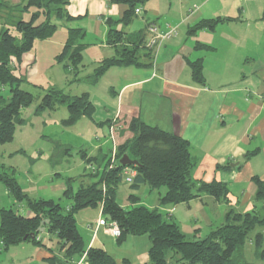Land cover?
I'll use <instances>...</instances> for the list:
<instances>
[{"label":"trees","instance_id":"trees-1","mask_svg":"<svg viewBox=\"0 0 264 264\" xmlns=\"http://www.w3.org/2000/svg\"><path fill=\"white\" fill-rule=\"evenodd\" d=\"M147 1L109 0L111 4L127 7V10L121 18L107 20L110 28L107 44L116 50L117 55L97 64L90 78L92 84L98 83L113 67L148 66L142 62V58L150 60L151 57V52L143 45V34H139L134 41L133 36H128L124 31L138 18L137 10L143 9ZM70 2L23 0L18 5H12L0 0V146L14 141L17 128L26 123L23 110L35 100L32 93L22 88L28 80L20 73V66L37 42L50 40L61 24L74 20L67 11ZM13 18H17V21L9 24L7 20ZM219 21H202L193 26L190 33L202 29L213 30ZM119 27L122 29L119 30ZM85 35V31L80 28L68 27V39L56 57V62L63 65L65 72L74 76L72 83L81 81L79 75L83 68ZM197 48L207 49L199 44ZM191 69L194 80L203 85L205 77L202 61L191 63ZM61 105L69 111L65 126H75L85 117L96 123V109L89 93L71 96L51 88L42 97L36 112L41 114ZM96 124L111 127L109 122ZM128 129L133 138L123 145L111 147L106 152L101 148L94 156L81 150L79 154L90 173L82 177L77 190H74V183L79 179L65 182L64 197L70 202L67 207L53 200L30 199L22 192L14 172L0 173V183L31 213L26 216L22 211L0 207V254L25 242L45 247L40 229L46 224L50 239L59 242L60 252L66 260L85 257L87 264H117L116 259L104 249L88 247L78 231L75 214L92 207L100 208V218L104 222H116L119 225L121 236L115 238L119 245L129 237H147L150 241V264H244L243 250L250 234L264 226V184L258 178L254 180L257 191L251 211L240 213L231 208L226 213L223 225L205 237L195 236L191 240L160 207L189 203L206 195L228 203L229 188L220 182L206 183L193 178L198 162L192 154L190 143L178 135L149 125L139 118H134ZM124 155L138 161L139 165H121L120 160ZM127 170L135 172V175L131 176ZM124 183L133 193L141 192L144 187L150 193L158 192L160 207L151 209L142 205L140 198L133 193L129 196V205H121L118 202V189ZM251 240L256 247V257H263V234L258 233ZM58 260L54 256L48 261L55 264ZM124 264H129V261L124 259Z\"/></svg>","mask_w":264,"mask_h":264},{"label":"crops","instance_id":"crops-1","mask_svg":"<svg viewBox=\"0 0 264 264\" xmlns=\"http://www.w3.org/2000/svg\"><path fill=\"white\" fill-rule=\"evenodd\" d=\"M4 1L18 5L23 0ZM144 8V16L150 18L142 20L143 26L137 29L130 24L124 28L134 41L143 34V45L149 42L150 23L162 30L166 24L178 26L179 33L152 49L150 60L142 61L148 66L113 67L96 84L90 78L97 64L117 55L107 44V20L121 18L127 7L109 0H71L67 11L74 20L61 24L50 40L37 43H44L56 60L68 39V27L86 33L81 81L77 83L89 82L92 87L84 93H89L95 106L94 121L111 126L110 136L95 138L89 156L98 154L106 141L111 143L110 149L132 139L128 128L134 118L178 135L190 143L198 162L193 178L227 185L229 202L206 195L189 203L160 207L158 195L156 204H141L151 209L160 207L181 229L185 220L198 221L196 212L215 209L221 226L231 208L240 213L251 211L257 191L254 180L258 178L264 184V0H154ZM205 20L220 21L213 30L190 33L193 26ZM198 44L207 49L197 48ZM198 60L203 63V85L192 74L191 63ZM90 67L92 73L84 74ZM89 121L100 131L106 127ZM59 189L64 191L65 186ZM145 191L152 194L147 188ZM203 217L208 219L206 214ZM97 220L88 227L92 233ZM101 231L109 235L104 227L99 228L88 247H95ZM48 241L52 244V239ZM28 243L16 246L21 247L27 264H49V259L63 254L55 246L54 250L50 245ZM101 247L106 249L105 245ZM7 260L0 259V264Z\"/></svg>","mask_w":264,"mask_h":264},{"label":"rangeland","instance_id":"rangeland-1","mask_svg":"<svg viewBox=\"0 0 264 264\" xmlns=\"http://www.w3.org/2000/svg\"><path fill=\"white\" fill-rule=\"evenodd\" d=\"M151 2H154V0L147 1L145 8ZM147 17L150 18L147 15L138 16L133 21L132 28L137 27L139 29L143 26L142 20L147 19ZM28 18L26 16V19ZM7 21L11 24L17 21V18L8 19ZM0 22L2 23V21ZM148 27L149 24L147 31ZM164 41H167V39ZM43 44L37 43L31 53L25 56L24 64L20 66V73L28 80V83L23 84L22 88L32 93L35 96V100L31 106L23 110V117L26 123L17 128L14 141L0 146V173L14 172L22 192L30 199L53 200L60 203L62 207H67L70 205V202L64 197V191L59 188L64 185L66 189L65 182L69 179H79V181L74 183V190H77L80 182L83 180L82 177L90 173L86 162L79 153L81 150H86L90 154L97 136L105 135L108 137L110 135L108 126L100 131V127H94L88 119L79 121L74 127L65 126L64 121L68 119L69 111L64 105L37 114L36 110L40 106L42 97L51 88L62 90L65 94L71 96H79L87 90H92L89 82L72 83L74 76L65 72L63 65L58 64L52 58L51 50H47ZM147 44L146 48L150 50L152 55V48H149ZM143 60L147 59L142 58ZM92 71L91 67L86 68L84 74L92 73ZM106 142L107 145L104 147L105 152L111 146V143ZM87 182L88 180H86ZM145 189L144 187L141 192L133 193L129 189L128 184L124 183L118 189V202L124 206L129 205V196L133 193L140 198V203L147 202L149 203L148 206L156 204L158 192L149 194ZM0 207L22 211L26 216L31 215L26 206L18 203L2 183H0ZM214 210L208 208L206 212H196L194 217L198 221L193 218L192 220H185L183 222L181 230L187 238L192 240L195 236L205 237L213 229L220 226V220L218 219L217 212ZM100 213V208L88 207L75 214L78 231L84 238L86 245L89 244L93 235L88 227L99 218ZM204 214H206L208 219L204 220ZM258 233H262L264 237V226L257 228L250 234V238L243 250L244 264H264V256L260 258L256 257V247L251 240ZM97 236L95 247L104 249L101 246L105 245L106 249L104 250L116 259L117 264H124V259L121 257L128 260L129 264H150V241L147 237H129L118 245L117 239L104 235L102 231ZM40 237L43 239L44 245H50L54 250V246L56 249H60L59 242L56 239H52V244L49 243L48 239L50 237L46 224H43L40 229ZM26 246L31 248L30 245ZM20 248L16 246L11 247L8 252L0 254V259H8L6 264H27V261L24 260L25 254H20ZM57 256L59 262L56 261L54 262L55 264H80L81 262L82 264H87L84 261L85 257L66 260L64 254Z\"/></svg>","mask_w":264,"mask_h":264},{"label":"built area","instance_id":"built-area-1","mask_svg":"<svg viewBox=\"0 0 264 264\" xmlns=\"http://www.w3.org/2000/svg\"><path fill=\"white\" fill-rule=\"evenodd\" d=\"M246 1H250V0H246ZM137 14L140 17L143 16L144 15L143 9L139 8L137 10ZM164 29L165 30H162V27L156 23L149 24L148 33L150 34V37H151L148 44H147V46L149 48L154 49V47L156 45L161 44V42H164V40H166V39L169 40V39L175 37L179 32L178 26H172L170 24H166ZM114 151H115V149H114ZM114 160H115V152L113 154V161ZM127 172L131 176L135 175V172H133V171L127 170ZM90 227H92V226H90ZM101 227H104L107 234H109L113 238H119L121 236V230L119 228V225L116 222L106 223L101 218H99L96 222V225H95V229H94V233H93L94 238L97 234L98 229ZM80 264H82V262Z\"/></svg>","mask_w":264,"mask_h":264},{"label":"water","instance_id":"water-1","mask_svg":"<svg viewBox=\"0 0 264 264\" xmlns=\"http://www.w3.org/2000/svg\"><path fill=\"white\" fill-rule=\"evenodd\" d=\"M121 165L123 166H138L139 163L136 160H132L128 155H124L120 160ZM27 240V237L24 238V241Z\"/></svg>","mask_w":264,"mask_h":264}]
</instances>
